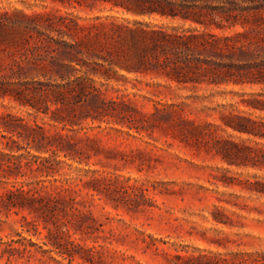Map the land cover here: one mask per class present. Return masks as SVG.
<instances>
[{"label": "rangeland", "instance_id": "374dc122", "mask_svg": "<svg viewBox=\"0 0 264 264\" xmlns=\"http://www.w3.org/2000/svg\"><path fill=\"white\" fill-rule=\"evenodd\" d=\"M0 122V264H264V0H0Z\"/></svg>", "mask_w": 264, "mask_h": 264}, {"label": "trees", "instance_id": "16d2710c", "mask_svg": "<svg viewBox=\"0 0 264 264\" xmlns=\"http://www.w3.org/2000/svg\"><path fill=\"white\" fill-rule=\"evenodd\" d=\"M145 35L150 36L153 38V40L155 39H160L161 41H164V43L173 46L174 44H184V39L182 36H177V35H170L165 33L164 31L161 30H151V31H147L144 30L142 31ZM66 48H64L63 50H60L61 54H64L65 57L62 56H55L53 59V65L54 67V71L56 72L57 76L61 79V80H65L67 78H69V74L71 72L72 69H76V70H81L80 68L82 67V63L76 59V55L75 52H77V46L76 44H64ZM75 63L77 65H79V68H75L73 67L72 63ZM140 62V61H139ZM125 68H130V67H125ZM130 70V69H128ZM89 71H85L83 75H79L77 76V81L76 83L78 84L79 88L84 89L87 86L88 81H92L91 77H88ZM92 72V71H91ZM93 89V88H92ZM95 102V101H94ZM92 103V102H91ZM93 106L97 103H92ZM90 116L91 119H96L97 117H94V115H87ZM189 123V121L185 120V119H180V124H182L181 128L183 127L185 131H187L189 133L190 136L193 137H199V136H203L205 134H207L206 131H204L203 127L198 126V125H193V124H187ZM2 123L0 122V128L2 127ZM264 126V124H263ZM250 132L251 134L257 135V136H261L264 137V132H259V131H247ZM233 148L235 151L238 152V154L243 157V159L248 160L252 165L254 166H264V148H252V147H248V146H239L237 144L233 145ZM66 157H68L69 155L67 153H65ZM73 158V157H70ZM245 165H248V163H244ZM37 168H41L40 165H37ZM59 188L61 189H68V187H63L60 186ZM247 190L250 191H255L256 193L259 194H264V182H254V183H249V185H247V187H245ZM14 191L17 192V197L21 198L23 201L26 202V204H29L30 206H33V210L36 208L34 207V203L35 201H37L36 199V194L37 192L34 189L29 188L28 190H24L22 187H18L16 188ZM10 194H13V191L10 190L9 191ZM42 200V199H41ZM15 206H18V203H14ZM43 206H46V204H42ZM21 206V205H19ZM48 207V206H46ZM37 211H39L40 209L37 208L35 209Z\"/></svg>", "mask_w": 264, "mask_h": 264}]
</instances>
